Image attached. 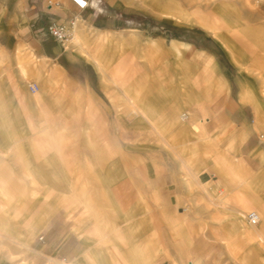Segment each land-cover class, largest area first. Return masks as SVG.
I'll return each instance as SVG.
<instances>
[{"label": "rangeland", "instance_id": "374dc122", "mask_svg": "<svg viewBox=\"0 0 264 264\" xmlns=\"http://www.w3.org/2000/svg\"><path fill=\"white\" fill-rule=\"evenodd\" d=\"M110 1L100 13L115 26L76 21L45 69L26 72L42 61L23 51L14 59L0 45V219L10 220L0 264L164 262L168 208L156 176L160 185L172 172L195 185L216 181L227 163L239 169L245 162L229 149L238 146L233 100L248 107L264 147V0ZM204 191L196 204L172 205L174 228L235 222L251 236L210 243L231 245L239 257L231 263L264 264V193L229 219ZM178 207L188 208L185 218ZM251 210L258 225L246 219Z\"/></svg>", "mask_w": 264, "mask_h": 264}, {"label": "crops", "instance_id": "0c3cea01", "mask_svg": "<svg viewBox=\"0 0 264 264\" xmlns=\"http://www.w3.org/2000/svg\"><path fill=\"white\" fill-rule=\"evenodd\" d=\"M89 1L92 3L88 7L81 8L74 0H0V45L14 59H16L18 51H23L26 56L34 54L38 61H42V64L25 67L26 72H34L39 68L45 69L48 67L46 61L57 59L59 56L58 49H61L59 42L48 34L47 29L51 23H68L76 20L80 22L82 27L90 25L101 29H110L115 26L116 20L111 17L110 13L108 15L100 13L101 9L110 11L112 6L110 0H105L103 5L97 4V0ZM230 102L234 107L231 110L233 117L230 118L229 122L232 124L231 140L234 143L238 141V146H229V149L231 148L230 150L234 155L242 157L245 163H241L237 170L232 164L227 163L225 164L226 167L221 166L222 171L219 169L220 174L216 181H200L195 185L179 180L173 172L169 173L168 179H171L167 180L166 186L160 185L159 175L156 176L155 191L159 193L161 189L166 188V194L163 195L162 200V203L167 204L168 208V214L165 218L168 237L165 264H235L231 261L239 257L232 252L231 245L224 244L223 241L222 243H210L211 239H208L207 236L230 235L234 237V241L238 240L239 236H251L248 229L238 228L235 222L231 223L230 226L223 227L221 225L208 229L197 224L188 229H181L182 232L180 231V233L179 229H175L172 223L175 218L172 205L196 204L200 199L198 195L201 192H206L204 190H208L210 197L216 200L217 206L214 213L216 215L220 213V216L225 215L229 219L237 217L249 205L260 201L264 193V183L260 180L256 181L264 175V167L260 166L264 163V147L260 134L255 123L251 122L248 117V107L240 105L234 100ZM234 114L237 115V119L234 118ZM195 187L199 188V191H194ZM178 209L180 210L178 217L185 218L188 208L178 207ZM193 213L197 214L195 211ZM141 231L142 228L135 234L138 246L141 245L140 242L142 241ZM181 234L183 236L189 235L191 238L181 240L175 237ZM72 236L76 235L72 234ZM260 238L262 239V237ZM247 241L249 243V239ZM213 246L217 248L215 252L211 249ZM249 248L248 244V252ZM80 252L77 249L74 250L73 261L81 255ZM244 258L249 260L253 256L248 255ZM226 261L228 262L226 263ZM164 262L151 258L146 264H164Z\"/></svg>", "mask_w": 264, "mask_h": 264}, {"label": "built area", "instance_id": "2783aa9c", "mask_svg": "<svg viewBox=\"0 0 264 264\" xmlns=\"http://www.w3.org/2000/svg\"><path fill=\"white\" fill-rule=\"evenodd\" d=\"M81 8L88 7L92 2L89 0H74ZM101 2V0H97ZM76 27V20H72L68 23H51L48 26V34L54 38L56 41L60 42L61 44L65 45L70 43L74 38ZM29 91L31 93L38 92L40 86L36 82H30L28 84ZM183 117H186V113L183 114ZM246 219L251 226L258 225L260 223V214L256 210H251L247 213Z\"/></svg>", "mask_w": 264, "mask_h": 264}, {"label": "bare ground", "instance_id": "6f19581e", "mask_svg": "<svg viewBox=\"0 0 264 264\" xmlns=\"http://www.w3.org/2000/svg\"><path fill=\"white\" fill-rule=\"evenodd\" d=\"M246 18V17H245ZM21 159V158H20ZM14 185V184H13ZM10 187V186H9ZM103 192V191H102ZM104 193V192H103ZM88 211L86 210V212H88V216L91 214V213H94V217H97L98 215H95L96 212H100V209L96 206H92L90 203H88ZM17 210V209H16ZM115 211H119L117 208H115ZM16 213V212H15ZM16 215V214H15ZM89 218V217H88ZM17 219V218H16ZM4 221V222H3ZM97 221H99V218H97ZM96 221V222H97ZM0 223L4 224V227H0V233L2 235L3 232L7 233L6 230H9L10 228V220L8 218H5V219H0ZM15 225V224H14ZM17 226V224H16ZM142 232V231H141ZM140 235V234H139ZM3 236V235H2ZM13 236V235H12ZM140 237V236H139ZM142 238V237H141ZM141 243V242H140ZM7 244V242H6ZM140 245V244H139ZM139 246L136 244V248H135V252L136 250H138ZM12 250V249H11ZM9 257V256H8Z\"/></svg>", "mask_w": 264, "mask_h": 264}]
</instances>
